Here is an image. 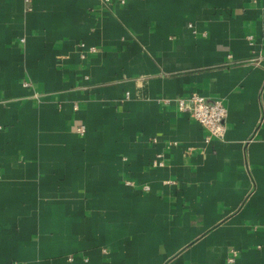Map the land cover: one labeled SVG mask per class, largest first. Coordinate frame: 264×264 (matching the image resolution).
<instances>
[{"label":"crops","instance_id":"obj_1","mask_svg":"<svg viewBox=\"0 0 264 264\" xmlns=\"http://www.w3.org/2000/svg\"><path fill=\"white\" fill-rule=\"evenodd\" d=\"M233 253L264 264V0H0V264Z\"/></svg>","mask_w":264,"mask_h":264},{"label":"built area","instance_id":"obj_2","mask_svg":"<svg viewBox=\"0 0 264 264\" xmlns=\"http://www.w3.org/2000/svg\"><path fill=\"white\" fill-rule=\"evenodd\" d=\"M104 5L118 2L126 5L128 0H99ZM84 46V45H82ZM95 51L94 48L90 49ZM178 110L183 113H189L191 117L204 127L208 133L206 140L212 139L222 140L225 138L227 127L226 119L228 117V109L222 100H209L199 94L193 93L188 98L178 99ZM81 133L84 132L82 128ZM235 253L228 259V264H235Z\"/></svg>","mask_w":264,"mask_h":264}]
</instances>
